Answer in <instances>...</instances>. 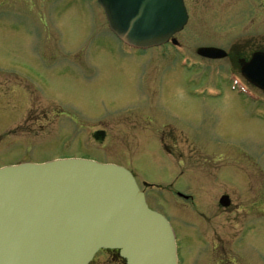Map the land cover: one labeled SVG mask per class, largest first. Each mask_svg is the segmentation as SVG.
I'll list each match as a JSON object with an SVG mask.
<instances>
[{"label": "rangeland", "instance_id": "obj_1", "mask_svg": "<svg viewBox=\"0 0 264 264\" xmlns=\"http://www.w3.org/2000/svg\"><path fill=\"white\" fill-rule=\"evenodd\" d=\"M194 1L205 11L178 39L186 38L191 49L227 44L226 37L201 33L199 38L195 32L228 31L230 0ZM211 4L212 11L207 9ZM126 47L107 29L96 0H1L0 89L8 84L10 70L24 64L32 65L33 75L36 64L53 70L36 75L42 94L31 90L34 111L28 105L26 116L0 120V164L15 157L7 149L37 133L38 153L25 154L29 159L89 157L131 170L150 207L170 221L181 264H199L209 251L211 263L230 258L232 264H264V242L258 236L246 244L230 242L247 217L245 210L261 208L254 199L260 195L257 191L251 201L244 199L243 189L237 188L246 180L241 173L230 194L224 173L232 160L245 169L244 148L263 164L264 121L246 113L240 99H232L223 72L212 77L199 69L159 71L152 55L134 61V51ZM37 113L41 122L26 125ZM20 114L25 115L24 109ZM260 183L258 178V189ZM224 193L233 201L230 208L220 203ZM204 227L214 240L212 250L202 241ZM259 236L264 240V232Z\"/></svg>", "mask_w": 264, "mask_h": 264}, {"label": "water", "instance_id": "obj_2", "mask_svg": "<svg viewBox=\"0 0 264 264\" xmlns=\"http://www.w3.org/2000/svg\"><path fill=\"white\" fill-rule=\"evenodd\" d=\"M98 2L134 47L164 44L188 21L184 0ZM100 249L127 264H178L171 224L128 169L82 158L0 168V264H88Z\"/></svg>", "mask_w": 264, "mask_h": 264}, {"label": "flooded vegetation", "instance_id": "obj_3", "mask_svg": "<svg viewBox=\"0 0 264 264\" xmlns=\"http://www.w3.org/2000/svg\"><path fill=\"white\" fill-rule=\"evenodd\" d=\"M184 1L189 15V23L191 20H195L196 22L197 17L201 18V15L205 10H203L202 6L197 4L194 0ZM214 8L215 6L211 4L207 9L212 11ZM217 12H220V9H218ZM228 13L231 22V26L229 27V29L231 28L230 30L228 29L226 32H195L199 38L201 33L208 34L212 37H226L227 44L225 45L218 42H212L210 44L200 45L191 49L185 41L186 38L184 37L185 39H178L176 34L174 37L178 39L179 44L175 46H172V41H169V43L165 46L152 47L145 50L129 47H126L125 49L134 51L132 53V56H135L134 61H136L139 57L152 55L151 57L159 71L164 70L165 67L174 69V71L199 69L202 72L210 73L212 77L219 72H223V80H225L228 84V88L226 89H229L232 92V99H240V101L244 103V106L241 107L245 109L246 113L248 112L254 118L264 121V113L262 114L257 112H264V88L261 87L264 86V0H230ZM189 23H187V26L180 33H186L185 31ZM202 47H215L219 50L216 53L217 55L209 57L207 55H202L199 52ZM28 66L30 69H28ZM35 68L36 69L33 70L38 76L40 74L43 75L44 69H48V72L50 73H52L53 70L51 67H40V65L37 64ZM74 68L75 67L72 66L73 72H75ZM29 71H32V65L28 64H24L21 69L10 70V78L7 79L8 84L4 85L3 89H0V120H4L3 118L6 116H10L12 118L14 117V114L17 118L26 116L28 105L31 109L35 108V105H32L29 101L32 99L31 90L36 96H39L42 93L40 92L41 88L38 86L40 84L38 77ZM23 77H26L28 80L22 82ZM87 78L89 79V77ZM33 82L36 83V85L33 84ZM49 98L52 101H58L59 97L50 96ZM32 101H34V99ZM23 109L25 115L20 114ZM36 115V118L28 119V123H26V125L33 127L34 125H37V123L41 122L38 117V113ZM19 125H23V122ZM12 130L13 129H10L6 133H11ZM37 138V133L24 136L23 140L18 141L20 143L24 142V145L15 149H7L6 152L14 154L15 157L11 159L12 161L0 164V167L20 164L23 162H41L42 160L29 159L25 155L38 153L37 146L39 145L36 141L38 140ZM13 141L14 140H11L10 142ZM28 143L30 145H28ZM232 148H234L233 145ZM243 151L246 153V155H244V157H246L244 162L245 169L238 163V161L232 160L228 165V169L224 170V173L228 174V177L230 178V194H234L235 192L236 182L234 179L236 174L241 173V175H244V179L246 178V180H244V183L237 188H242V192H244V199L249 197L250 201L254 198V195L258 191L260 197L258 198L255 196L254 199L258 200L257 203L260 204L261 208L257 211L252 209L248 211L245 210L247 217L240 224L239 229L233 234V239L230 241L233 245L237 243H247L257 236V239L262 241L260 243L264 242V240L259 236L262 232H264V162L262 164L259 159L257 160L248 149L244 148ZM249 158L253 159L255 163H252ZM223 168L224 166L219 168V173L222 174L221 171ZM247 168L249 170H246ZM252 173L256 175L253 176L254 174ZM258 178L261 179L259 189L257 186ZM230 194L224 193L221 196V198H228L229 204L226 206L227 208H230L233 202L231 201ZM189 196L194 197V195ZM203 208H205L204 203L202 205V209ZM202 214V210L198 209V217H201ZM199 219L201 220L202 218ZM247 235H249V237ZM201 236L202 241L208 244V248H211V245H214V240L208 235L206 227H204ZM213 249L215 251L214 246ZM210 253L211 252L209 251V255L213 257ZM103 254L107 257H100L104 256ZM114 255H117L118 258H112ZM209 255H202L203 258L199 264H217V262L219 264H232V260L230 258H216V262L214 261V263H211ZM249 260L251 261V259L247 258V261ZM89 264H126V261L124 258L119 257L118 251L116 250H101Z\"/></svg>", "mask_w": 264, "mask_h": 264}, {"label": "bare ground", "instance_id": "obj_4", "mask_svg": "<svg viewBox=\"0 0 264 264\" xmlns=\"http://www.w3.org/2000/svg\"><path fill=\"white\" fill-rule=\"evenodd\" d=\"M0 1H1V0H0ZM188 23H189V21H188ZM186 26H187V25H186ZM186 26H185V27H186ZM185 27H184V28H185Z\"/></svg>", "mask_w": 264, "mask_h": 264}]
</instances>
